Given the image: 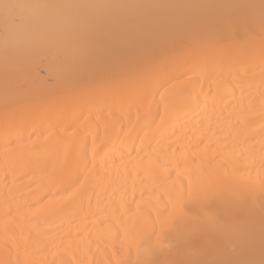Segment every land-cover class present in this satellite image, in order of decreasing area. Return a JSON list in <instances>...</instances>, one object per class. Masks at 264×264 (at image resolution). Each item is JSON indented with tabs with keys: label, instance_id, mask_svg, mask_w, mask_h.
<instances>
[{
	"label": "bare ground",
	"instance_id": "obj_1",
	"mask_svg": "<svg viewBox=\"0 0 264 264\" xmlns=\"http://www.w3.org/2000/svg\"><path fill=\"white\" fill-rule=\"evenodd\" d=\"M260 3L0 0V264H117L189 179L227 237L192 208L165 249L264 259Z\"/></svg>",
	"mask_w": 264,
	"mask_h": 264
},
{
	"label": "snow or ice",
	"instance_id": "obj_2",
	"mask_svg": "<svg viewBox=\"0 0 264 264\" xmlns=\"http://www.w3.org/2000/svg\"><path fill=\"white\" fill-rule=\"evenodd\" d=\"M2 7L7 22L9 12L16 8L17 5L5 3ZM50 7L56 8L67 6L51 5ZM260 7L262 21H264V0H261ZM226 41L235 42L236 37L220 36L217 38L218 43ZM254 194L255 193L252 190L241 193L240 196L232 202L231 206L225 208V215H236L242 210V202L249 197L254 196ZM260 194L264 196V183H261ZM213 195L214 193L209 189L206 183L189 179L187 190L185 191L183 188L177 190L171 208L157 216L156 222L152 225L151 231L146 230L142 234L137 233L129 238L128 258L118 261L117 264H256V262L252 260H235L228 258H177L181 255L179 249L177 255L173 256V254L166 250L160 243L159 234L155 231L156 224L160 225L161 232H163L165 228L176 230L178 224L183 223L188 217V213L192 208H197L204 217L207 228L215 231V236L209 240V244L215 250L219 251L227 237V232L220 226L219 217L208 213V205L211 202ZM248 215L250 217L253 215L251 209L248 210ZM261 226L262 246H264V203L261 204ZM153 237L156 239L154 240ZM184 243L194 247L196 244V237H193L191 240L185 241ZM259 264H264V259H262Z\"/></svg>",
	"mask_w": 264,
	"mask_h": 264
}]
</instances>
